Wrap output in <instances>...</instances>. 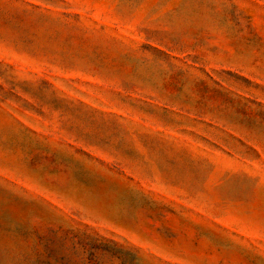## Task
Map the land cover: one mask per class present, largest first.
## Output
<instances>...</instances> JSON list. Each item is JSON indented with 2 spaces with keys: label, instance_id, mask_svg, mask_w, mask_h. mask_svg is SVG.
Wrapping results in <instances>:
<instances>
[{
  "label": "rangeland",
  "instance_id": "1",
  "mask_svg": "<svg viewBox=\"0 0 264 264\" xmlns=\"http://www.w3.org/2000/svg\"><path fill=\"white\" fill-rule=\"evenodd\" d=\"M0 264H264V0H0Z\"/></svg>",
  "mask_w": 264,
  "mask_h": 264
}]
</instances>
